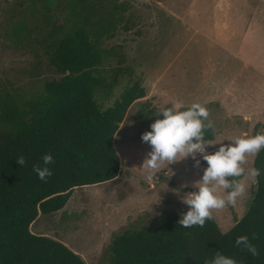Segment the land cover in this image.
I'll list each match as a JSON object with an SVG mask.
<instances>
[{"label":"rangeland","instance_id":"374dc122","mask_svg":"<svg viewBox=\"0 0 264 264\" xmlns=\"http://www.w3.org/2000/svg\"><path fill=\"white\" fill-rule=\"evenodd\" d=\"M127 1L133 27L104 40L111 55L97 70L117 76L112 93L99 95L104 107L136 81L146 89L115 137L120 174L76 188L62 210L40 213L31 226L35 233L66 243L86 264L109 263L112 240L124 231L154 229L168 213L188 209L181 197L195 190L205 161L199 167L191 157L165 162L151 182L141 167L151 147L141 134L150 129L159 108L194 101L205 106L217 132L208 141L209 152L219 147L218 141L264 132V0ZM18 5L17 0H0V106L7 94L30 98L43 92L46 81L61 76L40 50L17 46L6 35L7 26L23 13ZM257 153L247 156L246 172L254 168ZM243 179L246 190L236 204L212 210L222 232L242 219L251 204L256 177Z\"/></svg>","mask_w":264,"mask_h":264},{"label":"trees","instance_id":"16d2710c","mask_svg":"<svg viewBox=\"0 0 264 264\" xmlns=\"http://www.w3.org/2000/svg\"><path fill=\"white\" fill-rule=\"evenodd\" d=\"M17 2L23 13L7 26L6 35L17 46L40 50L61 76L46 81L43 92L30 98L7 94L0 106V264H86L66 243L31 226L40 213L62 210L76 188L120 174L115 137L146 89L136 81L104 107L99 95L112 93L117 76L97 70L111 55L104 40L119 29H132L131 5L127 0ZM216 136L215 127L205 130L207 142ZM45 153L53 156L52 174L41 180L33 165L42 164ZM21 155L25 165L16 160ZM254 168L260 175L251 204L229 231L222 232L213 216L202 227L184 228L178 224L181 213L170 212L154 229H128L115 236L106 264H204L217 251L239 264H264V148ZM240 235L248 236L258 255L235 244Z\"/></svg>","mask_w":264,"mask_h":264},{"label":"clouds","instance_id":"9594fccd","mask_svg":"<svg viewBox=\"0 0 264 264\" xmlns=\"http://www.w3.org/2000/svg\"><path fill=\"white\" fill-rule=\"evenodd\" d=\"M154 115L157 118L151 123L150 129L141 134L142 141L151 146L141 165L148 170L145 179L151 182L165 162L169 165L191 157L194 166L199 167L201 161H205L202 176L193 182L195 190L186 192L181 197L188 209L178 219V224L184 228L196 225L202 227L206 220L212 219V210L236 204L237 198L246 190L243 179L245 175L253 178L260 175V169L257 168L246 172L244 164L249 154L264 148V132L233 136L228 139L229 143L218 141L215 144H219V147L209 152L206 150L210 143L204 139L205 130L213 128L214 124L208 119L207 108L200 102L194 101L188 106L180 102L174 103L159 108ZM16 160L21 165L26 163L22 155ZM52 163V154L45 153L42 164L33 165V171L41 180H46L52 174L49 167ZM235 244L246 249L252 256L258 255V249L247 235L238 236ZM204 264L239 262L234 257L217 251L210 259H205Z\"/></svg>","mask_w":264,"mask_h":264}]
</instances>
